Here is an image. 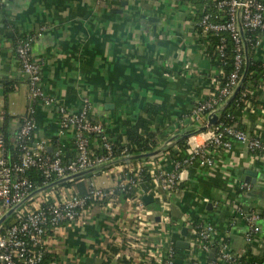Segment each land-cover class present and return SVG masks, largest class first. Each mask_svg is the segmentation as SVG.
Wrapping results in <instances>:
<instances>
[{
	"label": "crops",
	"instance_id": "1",
	"mask_svg": "<svg viewBox=\"0 0 264 264\" xmlns=\"http://www.w3.org/2000/svg\"><path fill=\"white\" fill-rule=\"evenodd\" d=\"M196 7L193 0H1L0 125L6 115L13 138L29 104L27 75L6 36L8 30L22 36L40 32L32 41L31 54L40 60L44 89L70 111L87 98L90 118L102 123L109 136L123 132V121H135L150 102L161 104L175 121L208 97L217 72L196 28ZM255 54L264 60V40ZM11 81L13 87L5 93ZM251 93L257 102L239 111V122L264 141V86ZM185 116L170 124V133L158 145L170 139L165 151L129 163L134 172L147 166L152 177L135 183L132 196L115 193L92 199L77 223L46 233L53 264H161L175 247L176 264L187 260L203 264L209 254L201 253L191 236L192 225L199 223H211L214 238L225 240L239 258L264 257V155L234 141L230 148L215 152L211 167L193 166L174 191L161 189L155 173L171 171L174 164L165 152L176 145L179 134L198 128ZM35 119L33 144L43 140L46 149L53 150L50 136L56 135L64 156L74 157L73 131L60 132L53 105L36 104ZM150 129L155 131L156 126ZM97 141L91 136V150ZM123 168L119 163L80 176L65 189L57 185L50 196L71 190L85 193L91 187L109 189L127 175ZM140 192L151 194L152 200L145 204ZM231 198L245 212L260 214L251 242L245 238L244 220L234 218ZM183 227H188L185 235ZM179 240L188 247H178Z\"/></svg>",
	"mask_w": 264,
	"mask_h": 264
},
{
	"label": "built area",
	"instance_id": "2",
	"mask_svg": "<svg viewBox=\"0 0 264 264\" xmlns=\"http://www.w3.org/2000/svg\"><path fill=\"white\" fill-rule=\"evenodd\" d=\"M239 23H241L243 35H241ZM197 25L206 47L211 35L220 36L217 45V53L220 56H223L225 52V35L230 38L234 45V64L225 86L220 89L219 95L223 97V100L208 95L207 98L198 100L196 105L190 109L188 116L186 115L195 123V128L205 125L206 129L187 138V146L182 159L173 164L171 171L159 170L155 173L161 189L167 192L177 188L182 174L187 173L191 167H211L214 164L215 152L230 148L234 141L247 146L252 153L258 152L264 155V141L258 136H250L235 125L219 124V119L214 125H207V117L215 113L229 97L243 74L246 62L244 41L248 40L250 49L256 51L264 40L263 1L218 0L216 11L204 13L197 21ZM245 32L251 33L254 37L247 39ZM39 34L40 32L26 35L15 48L20 69L27 75L29 89V104L13 137L14 144L19 151L15 159L5 155V139L0 130V217L12 207L20 204L8 216L9 218L15 215L14 220L7 226H4L6 221L0 224V264H43L47 251L45 235L49 230L77 223L92 199H105L116 192L127 193L135 185L132 178L124 177L116 186L106 190L91 187L85 193L71 190L67 193L63 192L64 194L59 198H52L50 193L56 185L29 197L32 191L53 181L125 156V149H122L121 155L114 157L111 137L104 130L102 123L90 121L91 106L87 98L82 99L81 106L76 111H70L46 92L42 85L40 60L33 58L31 54L32 41ZM246 49H249L248 45ZM247 93L243 91L242 96ZM36 104L55 107L60 132L72 129L75 155L68 161L64 159L62 143L51 152L47 151L43 140L33 144L32 135L37 128ZM199 135L202 136L201 139L198 138ZM91 136L101 141L103 154L93 156V151L90 149ZM30 167H34L39 172V176L43 179L41 186L36 187L25 175V171ZM241 187L246 188L247 185L242 184ZM49 196L52 199H48ZM34 197H36L35 207L29 208L25 213H20L19 210L28 202L33 203ZM41 203L44 205L39 206ZM230 203L234 209V218L244 220L247 226L245 238L251 242L257 230L256 221L260 218V214L253 211L245 212L240 203L233 198L230 199ZM191 228L192 233H198L200 239L197 242L198 250L207 256L213 248L214 226L211 223H199L192 225ZM174 255V249L170 248L162 258L161 264H175ZM203 264H264V257L260 262L242 261L229 251L226 244H223L216 253L215 259H206Z\"/></svg>",
	"mask_w": 264,
	"mask_h": 264
},
{
	"label": "trees",
	"instance_id": "3",
	"mask_svg": "<svg viewBox=\"0 0 264 264\" xmlns=\"http://www.w3.org/2000/svg\"><path fill=\"white\" fill-rule=\"evenodd\" d=\"M218 0H193L194 4L197 5L196 7V20L198 21L201 16L206 12L216 11V3ZM264 3V0H262ZM196 28H198V25L196 24ZM6 36L12 40V46L15 51V48L19 41L23 40L25 36L22 35H16L12 30H8L6 32ZM245 37L252 38L254 37L251 33L245 32ZM220 36L219 35H211L209 39V43L207 46V52L210 59V63L213 67L217 69V72L213 76L212 80V86L210 88V96H213L217 98L218 100H223V97L219 95L220 89H222L228 79L229 73L233 69L234 64V45L233 42L230 40L228 36L225 35V52L223 56H220L217 53V45L219 43ZM248 41V40H247ZM246 41V42H247ZM248 48L246 49V61H247V70H246V76L245 79L241 85L240 91L237 93L235 98L222 110L219 118V124L222 123L223 125H235L236 127L242 129L250 136H257L254 133H248L243 126H241L239 119L240 114L239 111L245 108L249 103H255L257 100L255 99V96L252 95V92L256 88L263 87L264 86V60L258 59L256 57L255 51L250 49V42H247ZM246 45V47H247ZM246 66V64H245ZM244 66V69H245ZM244 72V71H243ZM14 82H8L5 88V93L9 91L13 87ZM247 91V95L242 96V92ZM261 104L264 105V101H261ZM196 105V103L194 104ZM193 105V106H194ZM190 110L182 113L181 115H178L177 119L173 121L169 114L166 112L165 108L158 103H146L142 106L140 113L138 114L135 121L125 120L123 121L124 125V131L113 135L111 134L110 142L112 144V151L114 157H119L121 155V150L125 149V155H134L138 153H144L151 151L155 149L162 140H164L168 134L169 126L173 122L179 123V120L184 117V115L189 114ZM186 117V116H185ZM90 121L95 122L92 120L89 116ZM7 121L8 117L6 115L3 116V124L0 125V130L2 131L5 139V147L4 152L5 155L9 158L15 159L17 155L19 154V151L17 150V147L14 144V138H10L9 130L7 129ZM152 125L156 126V130L153 131L150 129ZM178 128H184L183 125H178ZM93 137V136H92ZM97 138V137H95ZM34 139V135H32V140ZM51 143L53 147H57L60 144V141L56 135L50 136ZM98 143L96 144V147L92 149L93 156L95 155H101L104 153L103 148L101 147V141L98 139ZM71 149L75 150L74 145V139L72 138V145L70 144ZM187 146V138L179 139L176 142V145L174 147H169L165 154L167 155L168 159L172 162H178L181 161L184 150ZM177 150V151H176ZM255 154H258L256 152ZM65 161H68L69 159L65 156ZM136 160L139 161H146L147 158L142 159H132L129 161H125L120 163L122 167H124L123 172L127 173L125 178H132L135 183L142 181V180H150L152 179L148 167L144 166L140 168V170L132 171L129 169V163H132ZM121 172V178L124 177V173ZM25 175L35 184L36 187L42 185L43 179L39 176V172L34 168L30 167L25 171ZM76 179H73L71 181H67L64 183H61L60 186L65 187L71 186ZM59 186V187H60ZM57 189V188H56ZM53 190V189H52ZM135 190L132 186L130 188L129 192H116L117 194H123L125 196H132L134 194ZM240 192V189H236V193ZM57 198L61 196V192L58 194H55ZM232 196V195H231ZM36 197H34V201L28 202L25 206H23L19 212L25 213L29 208L35 207V200ZM106 199V198H105ZM44 204L41 203L39 206H43ZM15 218V215H12L8 219H6L5 225L7 226L11 221H13ZM196 243L199 242L198 233H194L191 235ZM225 244V240L218 241L217 239L213 238V248H215V255L218 252L221 245ZM196 248V247H195ZM174 252L176 253L177 248H173ZM176 249V250H175ZM197 249V248H196ZM176 259V254L174 255ZM206 259H208L206 257ZM263 257L260 259H254V260H248L245 257H241L240 260L242 261H262ZM53 263V256L48 251L45 252L44 261L43 264H49ZM196 260H187L185 264H196ZM104 264H109V261H106ZM176 264V260H175Z\"/></svg>",
	"mask_w": 264,
	"mask_h": 264
},
{
	"label": "water",
	"instance_id": "4",
	"mask_svg": "<svg viewBox=\"0 0 264 264\" xmlns=\"http://www.w3.org/2000/svg\"><path fill=\"white\" fill-rule=\"evenodd\" d=\"M124 2H126V1H123V3ZM151 20H153V19H151ZM239 28H240L241 35H243V29H242L241 23H239ZM244 47H245V51H246V42L245 41H244ZM246 70H247V61H246V66H245L244 72H243V74H242V76H241V78L239 80V83L233 89V91L229 95V97L215 111V113H213L211 116L208 117V120H207V123L208 124L207 125H214L215 123H217V121H218V119L220 117V114H221L222 110H224V108L235 98V96L237 95V93L240 91L241 85H242V83H243V81L245 79V76H246ZM205 129H206V126L205 125H202V126H199L197 129H195L193 131H189V132L187 131V132H183V133L179 134L178 135V138H180V139H182V138H188L190 135L197 134L199 132H202ZM169 141H170V139H168L166 141V143L161 144L160 146L156 147L155 149H153L151 151L144 152V153H138V154H134V155H125L123 157L115 158V159H112V160H110L108 162H105V163H102V164H99V165H96V166H93V167L84 169L82 171H79L77 173L71 174V175L66 176L64 178H61L59 180L53 181V182L47 184L46 186H43V187H40V188L35 189L34 191H32L30 193L29 197L35 196L38 193H40L41 191L46 190L48 188H51L53 186H56L58 184H61V183H64V182L73 180L75 178H78L80 176L86 175L88 173L97 171V170L102 169V168H105V167H109V166H112V165H116V164L122 163V162L127 161V160L142 159V158H147V157H152V156L158 155V154L162 153L163 151H165V149L168 146V142ZM47 151L48 152H51L52 150H51V148H49V150L47 149ZM140 193H141V200L145 204H148L152 200V195L151 194H145L143 192H140ZM19 205H16V206L12 207L6 213H4L0 217V224L3 223L4 221H6V219L8 218V216L10 214H12L16 210V208L19 207ZM187 229H188V227H183V229H182L183 235L186 234V230ZM188 244L189 243L186 242V241H180L179 240V241L176 242V245L178 247H185L186 248V247H188ZM209 259H211V260H214L215 259V248H212L211 249V251L209 253Z\"/></svg>",
	"mask_w": 264,
	"mask_h": 264
}]
</instances>
